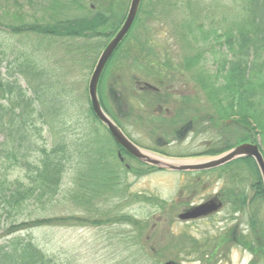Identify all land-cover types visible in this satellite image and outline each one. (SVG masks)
Returning <instances> with one entry per match:
<instances>
[{
  "label": "rangeland",
  "instance_id": "obj_1",
  "mask_svg": "<svg viewBox=\"0 0 264 264\" xmlns=\"http://www.w3.org/2000/svg\"><path fill=\"white\" fill-rule=\"evenodd\" d=\"M49 1L0 0V72L8 81L12 79L11 76L19 77V84L26 90L27 97L37 99L33 90L29 89L36 87L38 100L35 102V109L46 119L45 124L36 121L35 127L41 128L39 131L30 125L27 126V131L32 135L31 139L35 143L33 148L37 145L49 150L53 145L65 144L70 155V160L64 164L57 194L52 201H30L18 219L79 217L82 220L105 221L125 216L131 221L89 225L86 221L76 224L66 220L56 226L33 229L31 236L36 245L45 254L53 257L56 264H164L169 260L180 264H206L202 258L203 251L206 254L213 253L218 238L233 224L238 225L237 233L240 234H247L249 227L259 232L264 224L262 200L255 201L256 221L253 226L251 225L253 214L248 215V213L235 216L234 221L226 217L223 212L207 219L180 220L177 215L182 208L203 200V191L199 190L201 184L195 185V194L192 195L189 190L194 187V185L188 187L189 184H194L195 175L192 174L164 169L147 173L145 169H141L143 174L137 176L131 173L127 174L125 179L124 177L120 179L122 175L119 176L115 183V191L116 189L117 191L108 192L109 196L102 191L100 183H106L107 187L112 188L106 172L108 164L102 162L103 153H100L101 157L95 161L91 159L90 153L99 147L107 148L110 141L107 132L94 120L90 112L87 94L89 77L104 47L101 46L102 41L94 38H63L42 35L34 31L13 30L20 24H53L56 19L77 17L86 13L89 6L93 7L92 9L96 8L99 1H96L94 6V0H82L84 12L75 9L76 4H70L71 9L63 12L57 6L56 14L53 9H49ZM211 1L218 7L212 20L203 19L201 14V17L193 21L192 29L196 28L195 25L197 27L201 25L203 31L209 29L212 24L222 30L245 18L244 15L242 17L243 10L240 8L239 0ZM129 2L130 0H119L117 5L121 4L127 10ZM201 4L203 7V0ZM155 5L150 4L148 0L143 1L142 12L138 14L139 20L132 27L131 37L123 44L124 51L121 50L109 64L107 70L109 74L106 75L103 87L106 86V89L109 86L113 87L115 96H131L130 91L134 88L130 86V76L146 75L147 70L142 66L146 60L154 61L155 65L159 66L157 68H160V71L155 74L157 76L161 73L166 74V68L170 64L180 65L185 57L203 48L201 42L191 40V35L187 33L188 27H184L186 23H189V28L190 25L192 26L190 11L186 9L184 2H177L179 8L169 9L167 12L159 11L165 8L163 3ZM18 12L20 18H16ZM199 30L196 28L194 34H198ZM140 45H144L146 56L147 53L152 56L144 58L142 49L138 48ZM129 47L131 52H125ZM195 68L189 70L194 77L192 80L188 78L191 85L187 88L192 92L190 95L195 91L194 96L202 98V94L198 91V88H202L201 80L196 77L198 70ZM33 74L37 77L31 80ZM121 85L126 86L123 95L120 94L121 89L119 90ZM183 90L182 88L180 91ZM108 95L106 90L103 97L111 107ZM12 97L7 96L5 100L0 101L2 106L9 107L12 102L8 98ZM212 103L213 101L207 100L203 94V113L210 114L211 109L214 110L215 106ZM32 116L38 117L36 112ZM246 134V129L240 124L235 126L231 124L224 134L215 135L213 131H209L203 133V137L199 135L197 141L201 142L203 139V144H210L211 148L220 149L231 144L233 148ZM135 136L144 142V146H154L151 138L147 141L142 135L135 133L134 138ZM2 139L3 135L0 133V141ZM198 146L199 144H195L191 152L199 149ZM85 152H89V155L87 153L84 156ZM183 152H171V154ZM37 157L38 153H32L30 160ZM86 160L89 161L88 166L85 164ZM108 162H116V160ZM15 167H11L6 172L0 165V178L4 174L8 184L24 181V172ZM238 172V178L250 180L253 177L248 166L242 169L238 167ZM86 173L84 181H80L79 174ZM225 182L227 183L226 177H222L218 184H210V191L214 192ZM250 182L247 181L245 187ZM86 191H90L86 195L93 196L87 197L90 200L85 199L81 202L80 196L78 199L74 197L76 193L81 194ZM101 191L102 194L98 196ZM9 220L3 214L0 216V236L2 225ZM132 220L138 225H133ZM2 240L3 238L0 237V242ZM231 246L228 247L224 259L221 261L214 259L208 264H264V254L260 253L259 256L253 257L242 249L241 244Z\"/></svg>",
  "mask_w": 264,
  "mask_h": 264
},
{
  "label": "trees",
  "instance_id": "obj_2",
  "mask_svg": "<svg viewBox=\"0 0 264 264\" xmlns=\"http://www.w3.org/2000/svg\"><path fill=\"white\" fill-rule=\"evenodd\" d=\"M94 1V6L96 1H99L96 8L92 9L89 6L86 13L77 17L56 19L53 24H20L13 30L16 32L34 31L42 35L63 38H94L101 40V46H105L120 27L126 10L123 5H117L119 0ZM143 1L138 14L142 12ZM81 2L82 0H50L49 9H53L56 14L58 13L57 6L63 12L71 9L70 4H76L77 8L75 9L84 12L85 9ZM148 2L156 5L163 3L165 8H161L159 11L165 12L169 9H178L177 2L186 4V9L188 8L190 11L192 26L190 25V29L189 23H186L184 27L189 28V31L187 28V33L191 35V40L201 42L203 48L193 55L185 57L182 65L185 70L197 68L196 77L203 84V94L207 100H212V104L215 106L214 110L211 109L210 112L213 120L218 122L231 119L234 126L240 124L246 129L247 134L238 142L251 140L256 143L258 139L259 148L264 158V0H239L240 8L243 10V12L241 11L242 17L245 16L243 21L235 22L233 26L222 30L210 24L209 29L202 31L201 25L198 27L195 25L197 29H200L198 34H194L196 28L192 29L193 21L201 17V14H203V19L212 20L213 14L218 8L213 1L203 0V7L202 0H148ZM117 6L121 8H116ZM138 14L132 27L139 20ZM16 18H20L19 12ZM204 25L203 22V28ZM132 27L111 58L121 51L122 45L131 37ZM138 48L142 49L144 58L150 55L147 53L146 56L144 45H140ZM144 64L150 66L155 65V62L146 60L142 65ZM151 73L154 75L155 71ZM32 76L34 77L31 80L37 77L34 74ZM13 77L11 76L12 79L8 81L6 76L3 77L0 72V101L5 100L7 96H13L8 98L12 102L9 107L2 106L0 103V133L3 135V139L0 141V165L6 172L16 166L15 168L24 172V181L8 184L4 174L0 178V216L3 214L10 219L1 227L0 237L3 240L0 242V264H56L53 257L45 254L33 241L31 236L33 229L56 226L63 224L66 220L76 224L86 221V224L98 225L100 223L112 224L113 221L127 222L131 219L125 216L105 221L82 220L79 217L18 219L30 201H52L57 194V186L61 181L64 164L70 160V155L65 144L53 145L49 150L37 145L36 148H33L35 143L31 139L32 135L27 131V126L30 125L39 131L41 128L35 127L36 121L39 120L45 124L46 119L41 112L39 113L35 109V102L38 100L36 87H29V89L33 90L37 99L27 97L26 90L19 84V77L15 75ZM192 77L194 76L192 75ZM37 88H39L38 85ZM35 112L37 118L32 116ZM90 112L92 113L91 108ZM231 146L233 145H225L223 148L228 149ZM32 153H38V157L31 161ZM87 153L89 155V152H85L83 155L85 156ZM240 164L248 166L252 171V186L255 189L256 198L264 201V187L251 158H239L227 166L240 167L242 166ZM86 176L87 173L83 174V178ZM107 186L106 183L100 184V188L103 190L107 189ZM88 192L90 191L81 194L78 192L74 197L78 199L80 196L81 202L85 199L90 200L87 197L93 196L86 195ZM101 194L102 191L98 196ZM133 225H138V223L133 221ZM252 225L254 224L252 223Z\"/></svg>",
  "mask_w": 264,
  "mask_h": 264
},
{
  "label": "flooded vegetation",
  "instance_id": "obj_3",
  "mask_svg": "<svg viewBox=\"0 0 264 264\" xmlns=\"http://www.w3.org/2000/svg\"><path fill=\"white\" fill-rule=\"evenodd\" d=\"M122 47L121 50L123 52L124 49H122ZM127 51L128 53L131 52V47L125 49V52ZM113 58L109 59L102 72L98 82L97 95L99 103L105 114L115 123L122 134L134 146L156 156L173 160H184L189 164L204 163L207 160L218 156L222 152L231 149V147L225 150H222L223 147L220 149L211 148L209 147L210 144H203V139L201 142L197 141L199 135L203 137V133H207L209 131H213L215 135H218L219 133L224 134L226 129L232 124V120H219L217 122L213 120L211 113H203V91L201 90L203 89V84H201V89L198 88L199 93L202 94V98L194 96L196 94L194 90L193 95H190L192 92H190L187 87H190L191 85L188 82V78L192 80V74L189 70H185V67L182 64H170L166 68V74L161 73L157 76L155 74L160 71V68H157L159 66L142 65L144 70H147L146 75L140 73V75L132 74L130 76V86L134 89L130 91L131 96L123 97L118 96L117 94V96H115L113 94L115 91L113 87L109 86L108 89H106V86L103 87L106 75L108 76L109 74L107 71L109 69V64L112 62ZM179 70H182L183 72L180 73ZM152 71H155L154 75L151 73ZM151 77H153V79ZM182 88L184 90L181 92L180 90ZM106 90L107 93H109L108 97L111 100V107L105 102L103 97ZM119 90L121 91L120 94L123 95V93H125L124 91H126V86L121 85ZM93 117L94 120L107 132L109 137L108 139L110 141L107 148L100 149L99 147L96 150H92L90 153L93 161L100 158V153H103L104 160L102 162L105 161V163L108 164V170L106 172L108 181L112 185V188L107 187V189L102 191H105L106 194L112 190L115 191L116 180L121 175L120 179H123V177L125 179L129 173L135 176H137V174H141L143 172L141 169H145V172L147 173L153 172L154 170H161L155 166L143 163L129 154L123 147L114 141L107 128L95 116ZM135 133L136 135H142V137H144L147 141H150L151 138L154 146H144V142L140 141L137 136H135L137 139L134 138ZM243 142L252 141H242L239 142V144ZM195 144H199L198 147L200 148L191 152ZM178 151L184 152L174 155L171 154V152ZM244 157L247 156L240 158ZM110 160H116V162H108ZM125 160L128 162H125ZM88 162L89 161L85 164H88ZM230 162L213 168L173 171L177 173L195 175V177H193L194 184L188 185V187L194 185L193 188H189L192 195L195 194L194 189L197 184H201V188L199 190L203 191V200L196 204L186 205L180 210L177 217L181 214H185L186 212H194L197 210L200 216L190 219L191 221L196 219L211 218L218 215L220 212H223L226 217H229V219L234 221L235 216H239L240 214L243 216L248 213V215L253 214L251 223L254 224L256 221L254 217V205L255 201L260 199L256 198L255 189L252 186V178H250V180L242 177L238 178L239 166H227ZM243 167L246 168L247 166L242 165L239 169H242ZM233 169H235V171H232ZM79 175L80 176H78V178L80 181L86 178H83V174ZM91 177L94 179L93 176ZM222 177H226L227 183L225 182L224 185H221L214 192L210 191L209 185L218 184V181L222 180ZM247 181L251 182L245 187V183ZM208 191H210V193H208ZM249 193L251 194L249 195ZM107 196L109 195L107 194ZM237 226V224H233L223 232V235L216 241L213 253L206 254L203 251L202 258L206 264L210 263L214 259L216 261L224 259L223 257L227 254L228 247H232L231 245L235 244H241L242 249L253 257L259 256L260 253L264 254V224L259 232L249 227L247 234L237 233ZM255 237L258 239H255ZM254 243L257 245L253 246ZM253 247H255V249Z\"/></svg>",
  "mask_w": 264,
  "mask_h": 264
},
{
  "label": "water",
  "instance_id": "obj_4",
  "mask_svg": "<svg viewBox=\"0 0 264 264\" xmlns=\"http://www.w3.org/2000/svg\"><path fill=\"white\" fill-rule=\"evenodd\" d=\"M142 0H130L128 8L126 10L125 17L117 29L115 34L109 39L102 51L100 52L91 75L88 80L87 94L90 102L91 110L94 116L107 128L114 141L123 147L129 154L137 158L143 163L157 167L158 169H164L168 171H185V170H199L203 168H213L243 156L251 158L258 170L262 184L264 186V159L259 150V144L253 142H243L237 146L219 154L218 156L207 160L206 162L189 164L184 160H173L169 158H163L149 153L143 149L134 146L119 130L115 123L105 114L103 111L98 95L97 87L102 72L112 57L113 53L123 41L128 31L132 27L134 20L138 14L139 7ZM200 214L196 210L194 212H186L178 216L179 219H194L199 217ZM164 264H179L174 261H166Z\"/></svg>",
  "mask_w": 264,
  "mask_h": 264
},
{
  "label": "bare ground",
  "instance_id": "obj_5",
  "mask_svg": "<svg viewBox=\"0 0 264 264\" xmlns=\"http://www.w3.org/2000/svg\"><path fill=\"white\" fill-rule=\"evenodd\" d=\"M264 159V158H263ZM254 162V161H253ZM255 164V163H254ZM256 166V165H255ZM264 187V186H263Z\"/></svg>",
  "mask_w": 264,
  "mask_h": 264
}]
</instances>
